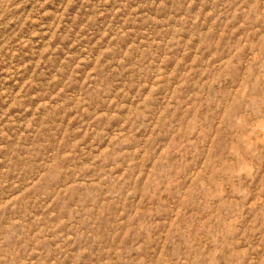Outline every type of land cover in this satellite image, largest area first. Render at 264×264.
<instances>
[{"label": "rangeland", "instance_id": "obj_1", "mask_svg": "<svg viewBox=\"0 0 264 264\" xmlns=\"http://www.w3.org/2000/svg\"><path fill=\"white\" fill-rule=\"evenodd\" d=\"M0 264H264V0H0Z\"/></svg>", "mask_w": 264, "mask_h": 264}]
</instances>
